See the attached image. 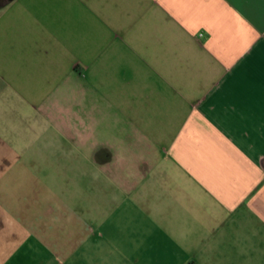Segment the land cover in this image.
Returning <instances> with one entry per match:
<instances>
[{"label": "crops", "instance_id": "obj_1", "mask_svg": "<svg viewBox=\"0 0 264 264\" xmlns=\"http://www.w3.org/2000/svg\"><path fill=\"white\" fill-rule=\"evenodd\" d=\"M0 264H264V0H0Z\"/></svg>", "mask_w": 264, "mask_h": 264}]
</instances>
